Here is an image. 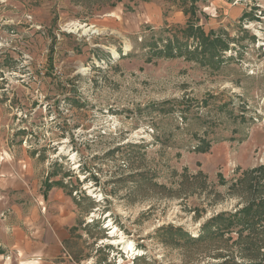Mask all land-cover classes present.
Listing matches in <instances>:
<instances>
[{
  "label": "rangeland",
  "instance_id": "1",
  "mask_svg": "<svg viewBox=\"0 0 264 264\" xmlns=\"http://www.w3.org/2000/svg\"><path fill=\"white\" fill-rule=\"evenodd\" d=\"M260 1L234 21L206 13L208 0H0L2 139L67 182L79 254L99 264H264ZM177 11L185 22L171 21ZM199 20H216L231 43L219 69L152 51L189 22L212 31ZM119 237L134 255L108 243Z\"/></svg>",
  "mask_w": 264,
  "mask_h": 264
},
{
  "label": "crops",
  "instance_id": "2",
  "mask_svg": "<svg viewBox=\"0 0 264 264\" xmlns=\"http://www.w3.org/2000/svg\"><path fill=\"white\" fill-rule=\"evenodd\" d=\"M208 2L206 13L212 17L221 13L225 20L234 21L262 7L258 4L260 0ZM153 9V18L162 24L165 7L154 2ZM171 21L185 22L184 13H173ZM199 21V25L209 30L219 25L216 20L207 24ZM3 120L0 107V158L1 152L6 156L3 161L0 159V264H74L66 261L64 254L71 256L76 264L89 259L97 262V256L87 257L77 252L81 236L79 211L67 182L51 172L47 167L50 161H41L40 154L29 152L17 140L4 141ZM16 147L19 149L15 150Z\"/></svg>",
  "mask_w": 264,
  "mask_h": 264
},
{
  "label": "trees",
  "instance_id": "3",
  "mask_svg": "<svg viewBox=\"0 0 264 264\" xmlns=\"http://www.w3.org/2000/svg\"><path fill=\"white\" fill-rule=\"evenodd\" d=\"M191 41L198 44L194 51L190 49ZM230 44L216 31L212 30L207 34L202 27L189 22L185 27L177 28L175 35L166 41L163 49H159L158 44L151 47L152 51L161 57L170 59L187 58L198 60L202 64L209 62L219 69L223 52L230 50ZM197 150L200 152L207 151L204 146L198 147ZM244 210L250 212L253 210V206H248Z\"/></svg>",
  "mask_w": 264,
  "mask_h": 264
},
{
  "label": "bare ground",
  "instance_id": "4",
  "mask_svg": "<svg viewBox=\"0 0 264 264\" xmlns=\"http://www.w3.org/2000/svg\"><path fill=\"white\" fill-rule=\"evenodd\" d=\"M117 230H114L110 233H108L111 237H113L116 234ZM120 238V237H119ZM110 245H117L122 246L123 249L126 251L133 252V255L135 254V245L133 242L126 241L124 237H121L120 239H112V241H108Z\"/></svg>",
  "mask_w": 264,
  "mask_h": 264
},
{
  "label": "built area",
  "instance_id": "5",
  "mask_svg": "<svg viewBox=\"0 0 264 264\" xmlns=\"http://www.w3.org/2000/svg\"><path fill=\"white\" fill-rule=\"evenodd\" d=\"M64 257H65V260H66V261H69V262H71V263L76 264L75 261L73 260V258H72L71 256H69L68 254H64ZM112 259H113V258H112ZM111 262H112V260L108 259V261L104 262L103 264H109V263H111ZM81 264H99V263L93 261L92 259H89V260L86 261L85 263H81Z\"/></svg>",
  "mask_w": 264,
  "mask_h": 264
}]
</instances>
